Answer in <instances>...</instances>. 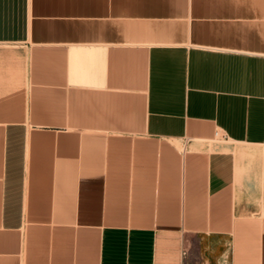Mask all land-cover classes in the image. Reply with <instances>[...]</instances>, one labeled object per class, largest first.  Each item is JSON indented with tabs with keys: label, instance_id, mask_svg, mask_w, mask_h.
Listing matches in <instances>:
<instances>
[{
	"label": "crops",
	"instance_id": "1",
	"mask_svg": "<svg viewBox=\"0 0 264 264\" xmlns=\"http://www.w3.org/2000/svg\"><path fill=\"white\" fill-rule=\"evenodd\" d=\"M259 147L264 0H0V264H264Z\"/></svg>",
	"mask_w": 264,
	"mask_h": 264
},
{
	"label": "bare ground",
	"instance_id": "2",
	"mask_svg": "<svg viewBox=\"0 0 264 264\" xmlns=\"http://www.w3.org/2000/svg\"><path fill=\"white\" fill-rule=\"evenodd\" d=\"M222 148H223V146H222ZM224 149H233V150H236V147L226 146V147H224ZM249 152H250V155L244 161L242 160L243 163H239V166H237L238 167L237 168L238 171L243 172L244 169H247L248 167H250L251 165H253L254 162H255L256 157L264 154V147H259L258 149L251 148L249 150ZM250 193H251V191H249L247 189L244 194L240 195V200H245L246 196H248V195L250 197ZM261 206H264V205H261ZM258 213H260V214L263 213L264 214L263 207H262V209H259Z\"/></svg>",
	"mask_w": 264,
	"mask_h": 264
},
{
	"label": "rangeland",
	"instance_id": "3",
	"mask_svg": "<svg viewBox=\"0 0 264 264\" xmlns=\"http://www.w3.org/2000/svg\"><path fill=\"white\" fill-rule=\"evenodd\" d=\"M215 138H216V140L215 141H223V138L221 137V134L219 133V134H215ZM264 155V154H263ZM257 163L258 164H262V165H264V160H262V161H260L259 159L258 160H256L255 161V164L257 165ZM238 166H239V163H238ZM249 191H251V193H250V197H249V195L248 196H246V198H245V200H247V201H257L258 203H260V204H263L264 203V196H263V193L262 192H260V193H258V194H255V193H253V189H250V188H247ZM246 189V190H247ZM250 199V200H249Z\"/></svg>",
	"mask_w": 264,
	"mask_h": 264
}]
</instances>
